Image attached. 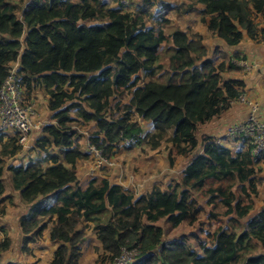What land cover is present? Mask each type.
Here are the masks:
<instances>
[{"label":"trees","instance_id":"trees-1","mask_svg":"<svg viewBox=\"0 0 264 264\" xmlns=\"http://www.w3.org/2000/svg\"><path fill=\"white\" fill-rule=\"evenodd\" d=\"M140 1L131 10L108 0H0V85L18 60L26 98L44 90L51 111L36 139L43 156L11 167L13 186L31 205L21 221L25 248L52 224L50 236L58 246L50 264H81L91 227L103 245L99 260L108 264L128 246L140 250L130 264H264V208L250 216L264 153L253 157L250 145L227 135L235 122L224 135L201 133L245 92V83L225 78L236 64L226 55L215 61L201 33L180 24L168 33L172 21L153 10L159 1ZM174 5L177 18L202 5V21L228 46L241 44L246 34L264 41V0ZM84 129L89 142L113 160L121 148L139 145H164L171 165L175 155L190 160L166 189L155 185L139 193L119 176L112 182L98 174L85 186L77 169L90 157L83 151ZM16 132L2 143L0 195L5 159L21 148ZM124 137L137 141L125 145ZM48 196L56 203L42 204ZM206 206L211 218L230 215L233 225H218L207 238L191 231L170 236L184 224H203ZM9 245L7 238L1 253Z\"/></svg>","mask_w":264,"mask_h":264},{"label":"crops","instance_id":"crops-1","mask_svg":"<svg viewBox=\"0 0 264 264\" xmlns=\"http://www.w3.org/2000/svg\"><path fill=\"white\" fill-rule=\"evenodd\" d=\"M112 4L118 5L116 0H108ZM159 4L155 6L154 11L159 15H166L170 18L173 25L180 24L185 30L192 29L195 32L201 33L205 38V43L211 49L210 56L215 61H220L223 59L224 55L228 59L234 62L236 59V53L241 54L247 58L250 62L258 64L257 68L253 71L248 72L238 66L233 70H227L224 74L225 78H238L244 81L245 83V93L251 98L259 101L262 110L264 112V41L258 42L247 34L244 36V39L241 44L231 47L228 46L222 38L214 34L208 29L207 23L203 22L199 11L203 8L202 5L197 6V11L184 13L182 11L180 14L183 15L184 19L180 21L177 18L178 14L175 15L173 12L176 9L175 3L178 1L175 0H158ZM193 0H190L191 3ZM141 1L138 0L136 3L133 2L128 9H135ZM188 3H182L184 7L189 5ZM157 17L150 20V23L157 22ZM36 106L35 119L39 118L42 120H48L51 116V111L49 109V95L44 92V90H38L34 97L29 99ZM249 105L240 101H235L232 103L231 107L226 110L222 116L215 119L213 122L203 125L201 133L208 135H224L226 128L229 124L237 122L244 119L249 112ZM144 126H147V130L152 126L148 122H143ZM86 129L83 130L85 137L82 139L83 151L85 153L89 152V130L86 132ZM17 132L14 129H9L6 132L0 134V153L2 150V143L8 142L10 137L14 136ZM40 131L35 130L32 132L29 138V144H21V148L18 149V152L10 157L5 159L6 164V180H5V192L0 195V244L5 243L7 238L10 241L9 248L1 253V262L0 264H50L55 256V251L58 244L51 239L50 236V227L52 224H49L47 229L44 231L43 237H40L36 242H29L27 248H25V237L26 234L23 230L21 221L24 217H29L31 212V205L23 200V196L19 190H16L13 186L12 177L13 171L11 170L12 166L18 165H27L32 160L37 157L43 156V153H40L36 149V139L38 138ZM141 147H135L133 149L124 150L121 148L115 157L117 159L115 167L116 171L112 173L103 172L99 175L100 177H107L110 181H117L119 179H124L128 186L134 188L137 192L142 193L143 191L151 190L153 186L158 185L162 188H167L169 184L175 179L181 177L184 167L187 165L190 158L184 156L175 155L174 164H170L167 159L166 152L160 156H155L150 153L144 155L140 151ZM139 150V155L137 158L133 159L131 156L136 155L135 151ZM157 152H160L157 149ZM91 155V153H90ZM132 161V162H131ZM262 161L261 163H263ZM49 161L45 165L51 164ZM93 163V161H92ZM180 163V164H179ZM131 165V167L129 166ZM153 164L157 166V173ZM180 165L181 169L177 170L176 167ZM90 166V165H89ZM89 166L85 159L81 160L77 166L78 177L82 185H87L91 179V176L94 174L89 173ZM110 169V168H109ZM158 169H162L161 172H158ZM111 170V169H110ZM136 171H139L136 173ZM110 172V171H109ZM174 172L177 173V175ZM123 174L124 176H121ZM147 174V175H141ZM117 175V178L113 177ZM149 175V176H148ZM157 182V183H156ZM254 203H255V196ZM40 201H43L42 204L52 205L55 204L57 199L53 197H43ZM210 207V206H209ZM4 208V211H3ZM207 208V206H206ZM211 208V207H210ZM264 206L257 207L250 215L251 217L259 212ZM226 218V223H230V215L222 216ZM188 225V224H187ZM192 227V226H190ZM210 231H214L209 229ZM208 231V230H207ZM207 231H200L199 236L207 238ZM193 232V230H191ZM103 245L97 237V233L92 227L88 230L86 239L82 244L83 254L81 256V264H108L99 260L100 255H103Z\"/></svg>","mask_w":264,"mask_h":264},{"label":"built area","instance_id":"built-area-1","mask_svg":"<svg viewBox=\"0 0 264 264\" xmlns=\"http://www.w3.org/2000/svg\"><path fill=\"white\" fill-rule=\"evenodd\" d=\"M123 8L128 9L132 0H116ZM236 66L251 72L257 68L258 64L250 62L247 58H236ZM24 77L20 72V64L17 60L9 69V74L0 85V134L9 129H14L20 133V142L26 144L32 132L41 130L47 120L35 119L36 106L26 98L23 88ZM235 101L247 103L250 107L248 115L233 123L227 135L237 138L251 146L253 157H259L264 153V112L262 106L256 100L251 99L245 92ZM141 136H144L141 133ZM137 141L134 137H124L122 143L125 145L134 144ZM89 152L93 157V163L89 167L91 174H102L106 167H115L116 162L105 155L104 147L90 143ZM1 252V247H0ZM140 256L139 247H125L115 264L134 263Z\"/></svg>","mask_w":264,"mask_h":264},{"label":"rangeland","instance_id":"rangeland-1","mask_svg":"<svg viewBox=\"0 0 264 264\" xmlns=\"http://www.w3.org/2000/svg\"><path fill=\"white\" fill-rule=\"evenodd\" d=\"M138 0H133V2H137ZM157 1V0H156ZM175 1H178V2H180L181 4L182 3H188L190 0H175ZM189 4H191L190 2H189ZM135 7H136V5H135ZM182 9V8H181ZM173 12L176 14V9H174L173 10ZM178 19H180V21H182L183 19H184V17H183V15H181L180 16V18H178ZM175 25H170V26H168V28H167V31H168V33L169 32H171L172 31V28L174 27ZM86 128H89V129H91L90 127H86ZM147 129V128H146ZM86 132H88L87 130L85 131V133ZM30 138V137H29ZM29 144V139H28V141L26 142V144ZM140 146V145H139ZM138 146V147H139ZM140 149V151L141 152H143V154L144 155H146V154H150V153H152L153 155H154V157L156 156H160V155H162V154H164V151L166 152V151H168V150H166V148H164V145L159 149L160 150V152H157V149L156 150H154V149H151L149 146H147V145H145L144 147H143V149L142 148H139ZM125 150H128V149H125ZM135 153H136V155H134V156H131V158L133 159V161H134V159L135 158H137V156L139 155V150H136L135 151ZM85 161H87V163H88V166L89 165H91L92 164V161H93V157H92V155H90V157L89 158H87V159H85ZM115 161H117V159L115 158ZM132 162V161H131ZM180 164V163H179ZM129 166L131 167V165L129 164ZM153 166L155 167L154 169L156 170V172H152V173H150V175L151 174H154V173H157V166H156V164H153ZM90 167V166H89ZM260 167H261V172L258 174V178H259V192H258V195H254L255 196V198H256V200H255V204H254V208H253V210H252V212H251V214L253 213V211L255 210V208H257V207H263L264 206V162L263 163H260ZM111 170H110V169ZM176 169L177 170H180L181 169V167H180V165H178V167H176ZM161 170L162 169H158V172H161ZM110 171V172H109ZM114 171H116L115 169H113V167H106V168H104L103 169V171H102V173L103 172H107V173H112V172H114ZM137 172H139V171H136V173ZM90 173V172H89ZM175 174H173L174 176L175 175H177V173L176 172H174ZM142 176L143 175H147V174H141ZM149 176V175H148ZM157 183V182H156ZM198 195H199V197L203 200L207 195L204 193V191H202L201 193H198ZM218 210L220 211V213H223L224 212V208L222 207V205L220 204L219 205V208H218ZM211 211V208L209 207V206H207V208L204 210V212L202 213V215H201V222H204L203 224H200V222L199 223H197L196 225H195V227H190L189 225H187V224H184L180 229H176V230H173L172 232H171V234H170V236L171 237H177V238H179V237H181V235L183 234V233H186V232H190L191 230H193V232H195V233H199L200 234V231H201V229H203V231L202 232H204V230L205 231H207V230H209V229H211V230H214V229H216V227L218 226V225H222V224H225L226 223V218H223L222 216H225L224 214H219V217H217V218H211L210 216H209V212ZM242 220H243V222L244 221H246V219H244V218H242ZM232 225H233V223L232 222H230ZM192 241L194 242V243H196V240L193 238L192 239Z\"/></svg>","mask_w":264,"mask_h":264},{"label":"clouds","instance_id":"clouds-1","mask_svg":"<svg viewBox=\"0 0 264 264\" xmlns=\"http://www.w3.org/2000/svg\"><path fill=\"white\" fill-rule=\"evenodd\" d=\"M1 253V252H0Z\"/></svg>","mask_w":264,"mask_h":264}]
</instances>
